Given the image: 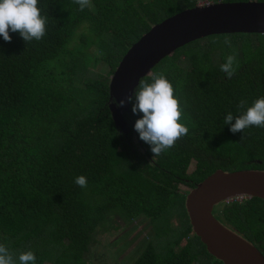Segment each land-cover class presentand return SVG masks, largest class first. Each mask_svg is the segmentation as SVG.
Wrapping results in <instances>:
<instances>
[{
	"label": "trees",
	"instance_id": "obj_1",
	"mask_svg": "<svg viewBox=\"0 0 264 264\" xmlns=\"http://www.w3.org/2000/svg\"><path fill=\"white\" fill-rule=\"evenodd\" d=\"M217 1L240 0H91L83 11L74 0H39L43 39L0 36V243L17 264L27 246L36 264H84L91 235L112 211L148 219L167 237L134 264H222L191 231L184 199L216 169L264 170V127L233 134L224 124L241 99L264 96V33L208 35L152 67L172 83L189 129L159 156L135 131L142 114L131 101L126 136L114 126L105 73L151 25ZM229 54L239 64L231 79L220 69ZM79 175L87 187L74 182ZM172 215L178 226L170 228ZM212 215L264 256V200L221 201Z\"/></svg>",
	"mask_w": 264,
	"mask_h": 264
},
{
	"label": "water",
	"instance_id": "obj_2",
	"mask_svg": "<svg viewBox=\"0 0 264 264\" xmlns=\"http://www.w3.org/2000/svg\"><path fill=\"white\" fill-rule=\"evenodd\" d=\"M231 33H264V0L196 4L151 25L126 49L110 74L107 106L114 126L126 136L124 113L130 101L117 107L112 97L119 100L132 94L139 78L175 49L208 35ZM238 195L264 200V170L216 169L190 188L184 208L191 231L222 264H264V256L253 244L212 215L214 205Z\"/></svg>",
	"mask_w": 264,
	"mask_h": 264
},
{
	"label": "clouds",
	"instance_id": "obj_3",
	"mask_svg": "<svg viewBox=\"0 0 264 264\" xmlns=\"http://www.w3.org/2000/svg\"><path fill=\"white\" fill-rule=\"evenodd\" d=\"M74 2L81 11L91 6V0ZM38 3L39 0H0V36L5 42H11L10 32H18L26 44L43 39L47 17L41 14ZM224 42L231 46L227 38ZM238 66L236 55L229 54L220 69L231 79ZM126 101L132 102L133 114H142L136 119L134 129L139 138L150 145L153 157L173 148L179 139L188 134L180 100L163 72H150L139 78L132 94L126 98L117 100L112 97V103L117 107H123ZM237 107L238 115L228 112L224 117V124L230 126L233 134L244 133L246 128L253 126L264 127V96L254 99L250 105L247 100L241 99ZM74 182L81 188L87 187V179L83 175L77 176ZM18 262L36 264V256L31 250L21 251ZM0 264H17V259L3 243H0Z\"/></svg>",
	"mask_w": 264,
	"mask_h": 264
},
{
	"label": "rangeland",
	"instance_id": "obj_4",
	"mask_svg": "<svg viewBox=\"0 0 264 264\" xmlns=\"http://www.w3.org/2000/svg\"><path fill=\"white\" fill-rule=\"evenodd\" d=\"M89 49L96 52L93 46ZM105 73L110 77L109 71ZM191 169L192 164L188 170ZM214 207L215 205L212 210ZM168 225L170 228L178 226L176 215L169 217ZM157 229L162 230L160 226L151 224L148 219H127L114 211L109 212L91 235V243L88 245V251L84 252L82 261L84 264H134L148 244L159 246L158 244L165 243L167 237L164 234L157 236ZM29 247L27 246L25 250L28 251ZM51 262L47 261L44 264Z\"/></svg>",
	"mask_w": 264,
	"mask_h": 264
},
{
	"label": "built area",
	"instance_id": "obj_5",
	"mask_svg": "<svg viewBox=\"0 0 264 264\" xmlns=\"http://www.w3.org/2000/svg\"><path fill=\"white\" fill-rule=\"evenodd\" d=\"M243 197H244V196L238 195V196H234V197L227 198V199H225L224 201H225V202H229V201H231V200H236V199H238V198H243ZM237 201L240 202L241 199H240V200H237Z\"/></svg>",
	"mask_w": 264,
	"mask_h": 264
},
{
	"label": "flooded vegetation",
	"instance_id": "obj_6",
	"mask_svg": "<svg viewBox=\"0 0 264 264\" xmlns=\"http://www.w3.org/2000/svg\"><path fill=\"white\" fill-rule=\"evenodd\" d=\"M258 249V248H257Z\"/></svg>",
	"mask_w": 264,
	"mask_h": 264
}]
</instances>
